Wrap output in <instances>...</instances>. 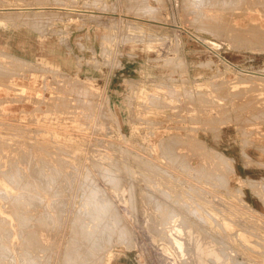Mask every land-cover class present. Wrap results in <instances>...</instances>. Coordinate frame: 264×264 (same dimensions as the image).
Returning <instances> with one entry per match:
<instances>
[{
  "label": "rangeland",
  "instance_id": "rangeland-1",
  "mask_svg": "<svg viewBox=\"0 0 264 264\" xmlns=\"http://www.w3.org/2000/svg\"><path fill=\"white\" fill-rule=\"evenodd\" d=\"M138 1L25 0L30 4L64 9L26 10L18 14V18L1 23L25 26V40L36 41V44L26 45L23 55L0 46V67L4 65V68L5 63L21 65L18 69L16 65L6 64L9 74H14L12 79L7 71V78L2 73L6 68L0 69V121H15L0 122V246L7 252L13 248L9 252L11 256H6L8 253L3 248L8 261L3 259L0 248L3 259L0 258V264H34L36 261V264L46 261L45 264H63L61 259L66 261L64 264L70 260L68 264H97L99 260L105 264L108 256L117 259L125 255L132 264H264V1L257 0L263 4L258 2V5L255 0H235L244 1L242 5L224 0L231 5L234 3L235 6L230 7L226 2L222 6L220 0H197L202 9L192 5L197 2L192 0L187 3L188 0H141L140 4ZM206 2L210 6L204 7ZM211 2L215 4L212 9ZM4 3L5 0H0V8ZM244 3L248 5L245 7ZM250 4L253 5L248 7ZM256 4L263 9L259 11L261 7L257 9ZM142 6L152 9L143 7L144 10ZM224 7L243 10H238V14L236 9L235 13L227 9L231 12L228 13L226 8L222 10ZM208 14L219 18L210 16V19ZM248 22L254 26L249 27ZM229 26L235 27V31ZM246 30L260 32L262 37L255 33L254 38L255 34H247ZM20 93L24 98L19 97ZM87 182H91L90 185ZM55 184L58 193H55ZM52 192L59 196L56 198ZM96 196L97 202L102 204L93 203ZM53 197L60 202H55L57 209L53 206ZM181 200L186 201L185 207L190 205L188 209ZM56 203H63L61 206L69 207V211ZM100 205L104 209L103 217H100L101 212L96 216L104 220H96ZM193 207L190 215L187 211ZM57 217H61V221ZM82 217L86 223L81 222ZM42 218L50 223L43 222ZM53 220L61 224L60 228ZM98 220L108 224H103L105 228L102 222L95 225ZM8 223H13V227ZM75 223L78 227L83 223L84 228L80 230L84 236L86 234L85 239L82 233L79 235L81 231L76 225L73 229ZM84 223L88 224L86 229ZM70 225L74 234L70 232ZM26 226L32 228L29 230ZM218 226L225 231L222 237L223 231ZM3 229L8 231L4 233ZM92 229H97L93 231L96 232L94 238L102 232L98 237L103 238L104 243L99 245H107L103 247L105 251L94 244L98 238L92 243ZM105 229L113 230L108 233L111 234L109 243H106ZM204 229L206 232L202 233ZM84 230H89V234ZM18 232H23V239ZM206 233L211 238L206 237ZM43 236L49 238L44 237L45 241ZM188 236L194 241L197 236L199 240L205 236L202 240L209 239L208 245L203 242L207 246L211 244V249L203 243L199 244L204 248L198 249L201 248L198 242L202 240L190 239L194 242L189 243L191 249ZM80 237L86 242L91 240L90 244L96 247L91 246V250L89 240L86 245ZM3 238L8 239L7 242ZM66 240H70L69 244ZM12 241L16 243L12 245ZM79 243L87 248H81ZM73 247L81 253L73 251ZM66 252L71 257L75 255L73 260ZM90 254L95 259L89 257ZM194 257L198 258V263Z\"/></svg>",
  "mask_w": 264,
  "mask_h": 264
},
{
  "label": "bare ground",
  "instance_id": "bare-ground-1",
  "mask_svg": "<svg viewBox=\"0 0 264 264\" xmlns=\"http://www.w3.org/2000/svg\"><path fill=\"white\" fill-rule=\"evenodd\" d=\"M136 1H137V0H136ZM184 1H185V0H184ZM190 1H191V0H190ZM190 1L188 0V1H186V3H187V2H190ZM192 1L194 2V1H197V0H192ZM201 1H203V0H201ZM201 1H199V2H201ZM207 1H209V0H207ZM210 1H214V0H210ZM215 1H216V0H215ZM215 1H214V2H215ZM221 1H223L222 6H223V4H225L224 2L228 3L229 5H231V4H230L229 2H227V1L220 0V2H221ZM228 1H233V0H228ZM241 1H242V0H241ZM244 1H245V0H244ZM244 1H243V2H244ZM255 1L257 2V0H255ZM255 1H253V3H254ZM260 1H261V0H260ZM260 1H258V2H260ZM262 1H264V0H262ZM146 2H147V1H146ZM193 2H192V3H193ZM220 2H217V3H220ZM235 2H240V1H235V0H234V3H235ZM243 2H240V3L242 4ZM248 2H249V1H248ZM258 2H257V3H258ZM138 3L140 4V3H141V0H140V2L138 1ZM184 3H185V2H184ZM186 3H185V4H186ZM202 3H203V2H202ZM204 3H205V2H204ZM206 3H207V2H206ZM217 3H216V4H217ZM234 3H233V5H231L230 7H234V6H235ZM249 3H250V2H249ZM260 3H261V2H260ZM143 4H144V1H143ZM146 4H147V3H146ZM190 4H191V3H190ZM211 4H214V3L211 2ZM254 4H255V3H254ZM132 5H133V4H132ZM134 5H135V4H134ZM136 5H137V3H136ZM141 5H142V4H141ZM144 5H145V4H144ZM186 5H187V4H186ZM192 5H198V1L195 2V3H193ZM205 5L210 6L209 3L204 4V7H206ZM238 5L240 6V4H238ZM242 5H243V4H242ZM244 5H245V3H244ZM247 5H248V3H247ZM247 5H245V7H246ZM251 5H253V4H250L248 7H250ZM258 5H259V3H258ZM258 5L256 4L257 9L260 8L261 5H263V4L261 3L260 7H258ZM130 6H131V5H130ZM138 6H139V8L141 7L140 5H138ZM145 6H146V5H145ZM188 6H191V5H188ZM198 6H199V5H198ZM198 6H197V7H198ZM201 6H202V5H201ZM201 6H199L200 9H202ZM213 6H215V4L212 5L211 9L214 8ZM224 6H226V5H224ZM135 7H136V6H135ZM143 7H144V6H142V8H143ZM149 7H150V6H149ZM151 7H152V6H151ZM184 7H185V6H184ZM216 7H217V5H216ZM220 7H221V6H220ZM226 7H227V6H226ZM226 7L222 8V10L224 11V9H225ZM245 7L241 6L240 8H244V11H245ZM253 7H255V6H253ZM263 7H264V6H263ZM131 8L133 9L134 7L132 6ZM131 8H130V9H131ZM139 8L137 7V9H139ZM144 8H146V7H144ZM144 8H143V9H144ZM189 8H191V7H189ZM192 8H193V7H192ZM228 8H229V7H228ZM228 8L225 9L226 12H228V11H227ZM240 8H239V7H236V8H232V9L230 8V9H228V10H230V11H232V12H234V11L236 12V10H237V13H238V10H241V11L243 10V9H240ZM137 9H136V11H137ZM146 9H147V10H151L152 8L148 9V7H147ZM193 9H196V8H193ZM197 9H199V8H197ZM197 9H196V11H198ZM200 9H199V11H200ZM211 9H210V10H211ZM216 9H217L216 12H218V11H219V4H218V8H216ZM234 9H236V10H234ZM246 9H247V8H246ZM250 9H251V8H250ZM250 9H248V10H250ZM252 9H253V8H252ZM262 9H263V8L261 7V9H259V11H261ZM133 10H134V9H133ZM140 10H141V9H140ZM144 10H145V9H144ZM144 10H143V11H144ZM186 10H187V7H186ZM213 10H214V9H213ZM213 10H212V11H213ZM222 10L220 9L221 12H223ZM233 10H234V11H233ZM253 10H254V9H253ZM131 11H132V10H131ZM141 11H142V10H141ZM193 11H195V10H193ZM196 11H195V12H196ZM207 11H208V9H207ZM230 11H229L228 13H231ZM241 11H240V12H241ZM244 11H243V12H244ZM250 11H251V10H250ZM195 12H193V14H194ZM202 12H204V11H202ZM202 12H200V13L198 12L197 14H201ZM221 12H219V13H221ZM235 12H234V13H235ZM243 12H242V15H243ZM263 12H264V11H263ZM223 13H224V12H223ZM228 13H227V16H228ZM234 13H232V14L234 15ZM244 13H245V12H244ZM187 14H188V12H187ZM191 14H192V13H191ZM238 14H239V13H238ZM259 14H261V12H260ZM202 15H204V13H203ZM213 15H214V14H213ZM217 15H218V14H217ZM221 15H222V13H221ZM221 15L219 14L218 16H221ZM223 15H224V14H223ZM242 15H241V16H242ZM194 16H197V15L195 14ZM198 16H199V15H198ZM200 16H201V15H200ZM206 16H207V15H206ZM208 16H209V14H208ZM208 16H207V20H208ZM210 16H212V15H210ZM210 16H209V18L211 19ZM215 16H216V15L212 16V18L215 17ZM230 16H231V15H230ZM234 16H236V14H235ZM259 16H260V15H259ZM222 17H223V16H222ZM225 17H226V16H225ZM225 17H224V18H225ZM237 17H239V16H236V18H237ZM205 18H206V17H205ZM205 18H203V19H205ZM217 18H219V17L216 16L215 19H217ZM220 18H221V17H220ZM227 18H228V17H227ZM229 18H230V17H229ZM240 18L242 19V17H240ZM260 18H261V17H260ZM222 19H223V18H222ZM231 19H232V18H230V20H231ZM243 19H244V18H243ZM223 20H224V19H223ZM216 21H217V20H216ZM228 21H229V19H228ZM210 22H212V21H210ZM218 22H219V20H218ZM221 22H222V21H221ZM231 22H232V21H231ZM227 23H228V22H227ZM221 24H223V23H221ZM248 24H249V27L254 26V25H251L249 22H248ZM231 25H232V23H231ZM231 25H230V26H231ZM230 26H229V27H230ZM232 26H233V25H232ZM247 26H248V25H247ZM247 26H246V27H247ZM217 27H218V26H217ZM217 27H216V28H217ZM246 27H245V28H246ZM249 27H247V29H248ZM232 28H233V27H230V29H232ZM234 28H235V27H234ZM234 28H233V30L235 31L236 28H235V29H234ZM240 28H241V27H240ZM245 28H243V29L245 30ZM254 28L257 29V27H254ZM258 28H259V27H258ZM238 29H239V28H238ZM251 29H252V28H251ZM239 30H240V29H239ZM239 30H238V31H239ZM244 30H243V32L241 31V33H243V35L245 34V33H244ZM260 30H261V32L263 31L261 28H260ZM260 30H259V31H260ZM231 31H232V30H231ZM231 31H230V32H231ZM249 31H250V30H249ZM251 31H253V30H251ZM251 31H250V32H247V30H246L247 34L250 33V34H253V35H254L255 33H256V34L260 33V32H258V33H257V32L252 33ZM254 31H257V30L254 29ZM228 32H229V31H228ZM234 33H235V32H234ZM236 33H239V32H236ZM262 33H263V32H262ZM262 33H261L260 35H259V34H258V35H259L260 37H262V36H261ZM256 34L254 35V36H255L254 38H256ZM232 35H233V37H234V34H233V33H232ZM253 35H251V37H252ZM263 36H264V35H263ZM19 60H20V59H19ZM21 61H23V60H21ZM0 63H1V61H0ZM20 63H21V62H20ZM27 63H28V62H27ZM3 64H4V63H3ZM3 64H2V65H3ZM6 64H7V63H5V67H4V68H6V67L8 68V66H6ZM2 65H1V66H2ZM7 65L12 66V65H14V64H11V63H10V64H7ZM15 65H16V64H15ZM15 65H14V66H15ZM18 65H19V64H18ZM18 65H16V66H17L16 68H18V69L20 68V69H21V67H20L21 65H19V67H18ZM3 66H4V65H3ZM3 66L0 67L1 70H2ZM22 66H23V65H22ZM24 66H25V65H24ZM26 66H27V65H26ZM26 66H25V69L27 68ZM32 67H33V66H32ZM4 68H3V69H4ZM7 68L4 69L5 72L3 71L2 73H3V74L5 73V76H6V77L4 76L5 78H7V75H8V77L11 78V76L14 75V74H11V75H10V74H9V71H8L9 69L7 70ZM11 68H12V67H11ZM16 68H13V70L16 69ZM29 68H31V67H29ZM23 69H24V67H23ZM23 69H22V70H23ZM1 70H0V72H1ZM28 70H29V69H27V70H25V71H28ZM30 70H31V69H30ZM6 71L8 72V74H7ZM11 71H12V70H10V72H11ZM19 71H20V70H19ZM13 72H14V71H12V73H13ZM15 72H16V71H15ZM23 72H24V71H23ZM6 74H7V75H6ZM0 75H2V74H0ZM9 75H10V76H9ZM17 75H18V74H17ZM17 75H16V76H17ZM258 75H259V74H258ZM255 76H256V75H255ZM260 76H261V75H260ZM262 76H263V75H262ZM262 76H261V78H262ZM4 77L2 78V76H1L2 79H5ZM250 78H251V77H250ZM11 79H12V78H11ZM11 79L8 80V81H11ZM262 79H263V78H262ZM0 80H1V79H0ZM242 80H243V79H242ZM259 80H260V79H259ZM243 81H244V80H243ZM262 81H263V80H262ZM4 82H6V81H4ZM237 82H238V81H237ZM239 83H240V82H239ZM0 85H1V84H0ZM8 85H9V84H8ZM249 85H250V84H249ZM3 86H5V85H3ZM256 87H257V86H256ZM5 88H6V86H5ZM9 88H11V87H9ZM9 88H8V89H9ZM14 88H15V87H12V89H14ZM259 88H260V87H259ZM6 90H7V89H6ZM17 92H18V91H17ZM4 93H5V92H4ZM29 93H30V92H29ZM34 93H35V92H34ZM12 94H13V93H12ZM16 94H17V93H16ZM18 94H19V93H18ZM21 94H22V93H20V96H19V97L23 96V95H21ZM24 94H25V93H24ZM13 95H14V94H13ZM0 96H1V95H0ZM16 96H17V95H16ZM25 96H26V95H25ZM7 97H8V96H7ZM27 97H28V94H27ZM27 97H26V98H27ZM31 97H32V96H31ZM2 98H3V96H2ZM2 98H1V101H3ZM9 98L12 99L13 97H9ZM16 98H17V97H16ZM16 98H15V99H16ZM23 98H24V96H23ZM43 98H44V97H43ZM45 98H46V97H45ZM47 98H48V97H47ZM11 99H10V100H11ZM13 99H14V98H13ZM27 99H28V98H27ZM35 99H36V98H35ZM40 99H41V98H40ZM48 99H49V98H48ZM57 99H58V98H57ZM4 100H5V99H4ZM10 100H9V102H11ZM18 101H19V100H18ZM44 101H45V100H44ZM3 102H5V101H3ZM38 102H39V101H38ZM0 110H1V109H0ZM36 110L38 111V109H36ZM16 111H18V110H16ZM14 113H15V112H14ZM3 114H4V113H3ZM18 114H19V113H18ZM31 114H32V113H31ZM32 116H35V115H32ZM23 119H24V118H23ZM14 120H15V119H14ZM20 120H21V119H20ZM20 120H18V121H20ZM2 121H5V120H2ZM2 121H0V122L3 124L4 122H2ZM12 121H13V120H12ZM12 121H11V122H12ZM22 121H23V120H22ZM5 122H7V121H5ZM11 122H10V123H11ZM13 122L15 123V121H13ZM23 122H25V120H24ZM1 123H0V124H1ZM10 123H9V121H8L6 124H10ZM16 123H17V125H18V122H17V121H16ZM4 124H5V123H4ZM11 125H12V124H11ZM0 126H1V125H0ZM9 128H10V127H9ZM11 128H12V127H11ZM0 129H1V128H0ZM2 133H4V131H3ZM1 136H2V135H1ZM13 137H14V136H13ZM1 138H2V137H1ZM1 138H0V139H1ZM171 138H172V137H171ZM13 139H14V138H13ZM173 139H175V138L173 137ZM24 140H25V139H24ZM9 141H10V140H9ZM17 141H18V140H17ZM19 141H20V139H19ZM38 141L40 142L41 140L38 139ZM0 142H1V141H0ZM9 143H10V142H9ZM16 143H17V142H16ZM35 143H36V142H35ZM4 144H6V143H4ZM36 144H37V143H36ZM36 144H35V145H36ZM14 145H16V144H14ZM24 145H25V144H24ZM0 146H2V144H0ZM20 146H21V145H20ZM43 146H44V145H43ZM22 147H23V146H22ZM36 147H37V146H36ZM4 148H5V147H4ZM14 148H15V147H14ZM19 148H20V147H18V149H19ZM37 148H39V147H37ZM167 148H169V147H167ZM1 149H2V148H1ZM11 149H12V148H11ZM12 150H13V149H12ZM12 150H11V151H12ZM19 150H20V149H19ZM22 150H23V152H24V149H22ZM22 150H21V151H22ZM40 150H41V149H40ZM43 150H45V149H43ZM47 151H48V150H47ZM3 153H4V152H3ZM3 153H2V154H3ZM7 153H9V152H7ZM52 154H53V153H52ZM4 155H5V154H4ZM26 155H27V152H26ZM219 155H220V154H219ZM49 156H50V155H49ZM51 156H52V155H51ZM53 156H55V155H53ZM53 156H52V157H53ZM18 157H19V156H18ZM18 157H17V158H18ZM38 157H39V156H38ZM41 157H42V156H41ZM0 158H1V157H0ZM3 158H4V157H3ZM21 158H22V157H21ZM28 158H29V157H28ZM31 158H32V157H31ZM31 158H30V161H33V160H31ZM42 158H43V157H42ZM42 158H41V159H42ZM10 159H11V158H10ZM38 159H39V158H38ZM220 159H221V158H220ZM6 160H7V159H6ZM39 160H40V159H39ZM58 160H60V159H58ZM41 161H42V160H41ZM56 161H57V160H56ZM63 161H64V160H63ZM66 161H67V160H66ZM221 161H222V160H221ZM1 162H2V161H1ZM1 162H0V163H1ZM3 162H4V161H3ZM8 162H9V161H8ZM10 162H11V161H10ZM10 162H9V163H10ZM26 162H27V161H26ZM45 162H46V161H45ZM45 162L43 161V163H45ZM224 162H225V161H224ZM224 162H223V163H224ZM17 163H18V162H17ZM21 163H22V161H21ZM39 163H40V162H39ZM46 163H47V162H46ZM46 163H45V164H46ZM14 164H15V163H14ZM31 164H32V163H31ZM64 164H65V162H64ZM0 165H1V164H0ZM6 165H7V163H6ZM12 165H13V164H12ZM33 165H34V164H33ZM43 165H44V164H43ZM13 166H14V165H13ZM28 166H29V165H28ZM40 166L42 167V164H41ZM40 166H39V167H40ZM62 166L64 167V165H62ZM62 166H61V167H62ZM0 167H1V166H0ZM3 167H4V166H3ZM30 167H31V165H30ZM32 167H33V166H32ZM36 167H37V166H36ZM36 167H35V168H36ZM44 167H45V165H44ZM46 167H47V166H46ZM11 168H12V167H11ZM17 168H18V167H17ZM42 168H43V167H42ZM49 168H51V167L49 166ZM58 168H59V167H57V169H58ZM2 169H3V168H2ZM6 169H7V168H6ZM20 169H21V167H20ZM29 169H30V168H29ZM31 169H32V168H31ZM33 169H34V168H33ZM40 169H41V168H40ZM52 169H53V168H51L50 170H52ZM59 169H60V168H59ZM8 170H9V169H8ZM14 170H15V169H14ZM14 170H13V171H14ZM41 170H42V169H41ZM47 170H48V169H47ZM54 170H55V169H54ZM204 170H205V169H204ZM17 171H18V170H17ZM32 171H33V170H32ZM43 171H45V170H43ZM52 171H53V170H52ZM56 171H57V170H56ZM56 171H55V173H57ZM60 171H63V170H60ZM1 172H2V170H1ZM29 172H30V171H29ZM58 172H59V171H58ZM100 172H101V171H100ZM206 172H208V171H206ZM6 173H7V172H6ZM6 173H5V174H6ZM9 173H10V172H9ZM32 173H33V172H32ZM32 173H31V174H32ZM41 173H42V172H41ZM41 173H39V174H41ZM209 173H210V172H209ZM212 173H213V172H212ZM11 174H12V176H13V173H11ZM11 174H9V176H11ZM18 174H19V173H18ZM18 174H17L16 177H18ZM22 174H23V173H22ZM50 174H51V173H50ZM52 174H53V172H52ZM52 174H51V176H52ZM213 174H214V173H213ZM60 175H61V172H60ZM2 176H3V174H2ZM19 176H20V174H19ZM34 176H35V174H34ZM67 176H68V174H67ZM67 176H66V177H67ZM88 176H89V174H88ZM219 176H220V174H219ZM16 177H15V178H16ZM24 177H25V176H24ZM40 177H41V176H40ZM42 177H43V176H42ZM49 177H50V176H49ZM54 177H55V176H54ZM54 177H53V178H54ZM59 177H60V176H59ZM217 177H218V176H217ZM13 178H14V177H13ZM21 178L23 179V177H21ZM43 178H44V177H43ZM53 178H52V179H53ZM86 178H87V177H86ZM29 179H30V178H29ZM48 179H50V178H48ZM219 179H220V177H219ZM219 179H217V180H215V181H218ZM6 180H8V179H6ZM10 180H11V179H10ZM12 180H13V179H12ZM45 180H46V179H45ZM50 180H51V179H50ZM17 181H18V180H17ZM17 181H16V182H17ZM21 181H22V180H21ZM23 181H24V180H23ZM48 181H49V180H48ZM70 181H71V180H70ZM8 182H9V180H8ZM16 182H15V184H16ZM38 182H39V181H38ZM77 182H78V181H77ZM84 182H85V181H84ZM110 182H111V181H110ZM223 182H224V181H223ZM22 183H23V182H22ZM22 183H21V184H22ZM28 183H29V182H28ZM32 183H33L32 185H34V182H32ZM40 183H41V182H40ZM43 183H44V180H43ZM69 183H70V182H69ZM88 183H89V182H87V184H88ZM90 183H91V182H90ZM90 183H89V185H90ZM113 183H114V182H113ZM216 183H217V182H216ZM225 183H226V182H225ZM29 184H30V183H29ZM38 184H39V183H38ZM45 184H46V182H45ZM114 184H115V183H114ZM221 184H222V183H221ZM223 184H224V183H223ZM58 185H59V184H58ZM218 185H219V183H218ZM13 186H14V184H13ZM15 186H16V185H15ZM22 186L24 187V185H22ZM42 186H45V185H42ZM55 186H56V184H55ZM60 186H61V185H60ZM20 187H21V186H20ZM40 187H41V185H40ZM46 187H48V186H46ZM49 187H51V186H49ZM49 187H48V188H49ZM61 187H62V186H61ZM21 188H22V187H21ZM31 188H32V187H31ZM31 188H30V189H31ZM38 188H39V187H38ZM43 188H44V187H43ZM56 188H57V186H56ZM56 188L54 189V190H55V193H58V192H56V190H59V189H58V188L56 189ZM82 188H84V187H82ZM87 188H88V187H87ZM92 188H93V186H92ZM22 189H23V188H22ZM27 189H28V188H27ZM33 189H34V188H33ZM85 189H86V188H85ZM45 190H46V189H45ZM47 190H48V189H47ZM54 190H53V191H54ZM8 191H9V190H8ZM32 191H33V190H32ZM49 191H50V189H49ZM93 191H94V188H93L92 192H93ZM41 192H42V191H41ZM61 192H62V191H61ZM85 192H86V191H85ZM1 193H2V192H1ZM18 193H19V192H18ZM55 193L52 192L53 196L55 195ZM59 193H60V192H59ZM83 193H84V192H83ZM20 194H21V193H20ZM20 194H19V195H20ZM22 194H26V196H27V193H22ZM52 194H51V195H52ZM49 195H50V192H49ZM56 195H58V194H56ZM56 195H55V196H56ZM66 195H67V193H66ZM88 195H90V194H88ZM94 195H95V194H94ZM94 195H92V196H94ZM9 196H10V195H9ZM30 196H31V195H30ZM44 196H45V195H44ZM58 196H59V195H58ZM0 197H2V196H0ZM12 197H13V196H12ZM31 197L34 198L33 196H31ZM47 197H48V196H47ZM49 197H50V196H49ZM4 198H5V197H3L2 199L4 200ZM15 198H16V197H15ZM22 198H23V197H22ZM51 198H52V197H51ZM51 198H50V199H51ZM54 198H55V197H53V202H54V203L52 202L54 205H53V204H52V205L54 206V208L57 209V206L55 205V202H56V201L58 202V199L54 201ZM56 198H57V196H56ZM56 198H55V199H56ZM86 198H87V197H86ZM88 198H89V197H88ZM186 198H187V197H186ZM17 199H18V197H17ZM28 199H29V198H28ZM28 199H27V201H28ZM35 199H36V197H35ZM44 199H46V198H44ZM44 199H43V200H44ZM90 199H91V196H90ZM92 199H93V200H92V202H93V201H94V198H92ZM96 199L98 200L97 196L95 197V201L93 202L94 204H95V202L98 203V204H102V203L97 202ZM181 199H183V198H181ZM0 200H1V199H0ZM6 200H7V199H6ZM13 200H14V199H13ZM15 200H16V199H15ZM43 200H42V201H43ZM51 200H52V199H51ZM62 200H63V199H62ZM102 200H103V199H102ZM102 200H101V201H102ZM179 200H180V199H179ZM10 201H11V200H10ZM29 201H30V200H29ZM37 201H38V199H37ZM90 201H91V200H90ZM182 201H183V200H181L180 203L183 205L184 202L188 201V198H187V200L184 201L183 203H182ZM11 202H13V201H11ZM18 202H19V200H18ZM23 202H25V201L23 200ZM65 202H66V201H65ZM65 202H63V203L65 204ZM92 202H91V203H92ZM192 202H194V201L191 200V203H192ZM13 203H14V202H13ZM26 203H27V202H26ZM31 203H32V202H31ZM33 203H34V202H33ZM35 203H36V202H35ZM41 203H42V202H41ZM44 203H45V202H44ZM47 203H49V201H48ZM50 203H51V202H50ZM59 203H60V202H58V204H59ZM63 203H61V205H63ZM87 203H88V202H87ZM9 204H10V203H9ZM9 204H8V206H9ZM27 204H28V203H27ZM56 204H57V203H56ZM58 204H57V205H58ZM104 204H105V203H104ZM192 204H193V203H192ZM194 204H195V202H194ZM19 205H20V204H19ZM32 205H33V204H32ZM32 205H31V207H32ZM36 205H37V204H36ZM39 205H41V204H39ZM48 205H49V204H48ZM61 205H58V206H60L61 208L65 206V205H64V206H61ZM186 205H187V204H186ZM186 205H185V203H184V207H185ZM188 205H189V202H188ZM195 205H198V204H195ZM0 206H1V205H0ZM37 206H38V205H37ZM49 206H51V205H49ZM53 206H52V207H53ZM68 206H69V205H68ZM95 206H96V205H95ZM189 206H190V205H189ZM189 206H188V208H189ZM198 206H199V205H198ZM5 207H6V206H5ZM19 207H20V206H19ZM19 207H18V208H19ZM28 207H29V206H28ZM34 207H35V206H34ZM34 207H33V208H34ZM60 207H59V208H60ZM97 207H98V206H97ZM196 207H197V206H196ZM2 208H3V207H1V209H2ZM6 208H7V207H6ZM14 208H15V207H13V209H14ZM16 208H17V207H16ZM18 208H17V209H18ZM21 208H22V207H21ZM39 208H40V207H39ZM43 208H44V207H43ZM50 208H51V207H50ZM59 208H58V209H59ZM61 208H60V209H61ZM90 208H91V207H90ZM104 208H105V206H104ZM185 208H187V207H185ZM188 208H187V209H188ZM197 208H198V207H197ZM199 208H200V207H199ZM199 208H198V210H199ZM17 209H16V210H17ZM22 209H23V208H22ZM52 209H53V208H52ZM52 209H51V211L54 210V209H53V210H52ZM56 209H55V211H56V213H57L58 210H56ZM64 209H66V208L64 207ZM68 209H69V207H68ZM68 209H66V210H68ZM91 209H92V208H91ZM14 210H15V209H14ZM34 210H35V209H34ZM44 210H45V209H44ZM88 210H89V208H88ZM103 210H104V209L101 208V205H100V208H99V210L97 211V213L99 212V214H97V213L95 214V213H94L95 211H94V212H93L92 210H90V211H92V212L95 214V216H96V215H100V212H101V214H102V211H103ZM190 210H194V207H193V209H189L188 211L186 210L187 212H189V213L191 212V213L193 214V212L190 211ZM6 211H7V210H6ZM17 211H18V210H17ZM26 211H27V210H26ZM68 211H69V210H68ZM109 211H110V210H109ZM9 212H10V211H9ZM28 212H29V211H28ZM60 212H62V211H60ZM63 212H64V211H63ZM84 212H85V211H84ZM10 213H11V212H10ZM18 213H19V211H18ZM20 213H21V211H20ZM54 213H55V212H54ZM66 213H67V211L65 212V214H66ZM79 213H80V212H79ZM82 213H83V212H82ZM89 213H90V212H89ZM189 213H188V214H189ZM191 213H190V215H191ZM196 213H197V212H196ZM196 213H194V217L196 216ZM16 214H17V213H16ZM16 214H15V216H16ZM62 214H63V213H62ZM74 214H75V213H74ZM76 214H77V213H76ZM90 214H92V213H90ZM103 214H104V213H103ZM103 214H102L100 217H103ZM0 215H1V214H0ZM7 215H9V213H8ZM17 215H18V214H17ZM20 215H21V214H20ZM23 215H24V214H23ZM27 215H28V214H27ZM48 215H49V214H48ZM52 215H53V214H52ZM77 215H78V214H77ZM79 215H80V214H79ZM88 215H89V214H88ZM2 216H3V215H2ZM10 216H11V215H10ZM30 216H31V215H30ZM43 216H45V214H44ZM53 216H54V215H53ZM56 216H58V214H57ZM65 216H66V215H65ZM90 216H91V215H89V218H90ZM95 216L93 215L94 218L91 216V217L93 218L92 220L95 219ZM104 216H105V215H104ZM197 216H198V214H197ZM11 217H13V218L15 219L14 215H12ZM16 217H18V216H16ZM41 217H42V216H41ZM41 217H39V218H41ZM45 217H46V216H45ZM49 217H50V216H49ZM100 217H99V216H96V220H97V218H99V219H103V218H100ZM206 217H207V216H206ZM5 218H6V217H5ZM27 218H28V217H27ZM29 218H30V217H29ZM29 218H28V220H29ZM33 218H35V217H33ZM50 218H51V217H50ZM60 218H61V217H60ZM60 218L57 217V219H59V220H60ZM74 218L77 219L76 215H75ZM74 218H73V219H74ZM87 218H88V217H87ZM190 218H191V217H190ZM198 218H199V217H198ZM0 219H1V218H0ZM3 219H4V217H3ZM8 219L10 220V218H8ZM8 219H6V220H8ZM20 219H21V218H20ZM25 219H26V217H25ZM42 219H45V218H42ZM42 219H41V220L39 219V220H40L39 223H41V224H42ZM47 219L49 220L48 217H47ZM52 219H55V218L52 217L51 220H52ZM61 219H62V218H61ZM78 219L81 220V218H78ZM105 219H106V218H105ZM195 219H196V218H195ZM201 219H202V218H201ZM210 219H211V218H210ZM9 220H8V222H9ZM18 220H19V218H18ZM23 220H24V219H23ZM23 220H22V221H23ZM28 220H24V222H25V221H28ZM36 220H37V219H36ZM51 220H49V221L51 222ZM59 220H58V221H59ZM65 220H66V219H65ZM80 220H79V221H80ZM87 220H88V219H87ZM103 220H104V219H103ZM103 220H102V221H103ZM192 220H194V219H192ZM198 220H199V219H198ZM203 220H204V219H203ZM203 220H202V221H203ZM2 221H3V220H2ZM31 221H32V220H31ZM34 221H35V220H34ZM49 221H47L46 219L43 220V222H45V223H48ZM60 221H61V220H60ZM60 221H59V222H60ZM75 221H77V220H75ZM90 221H91V219H90ZM102 221H99V220H98V221H97L98 223H96L95 225H97V224L99 225V222H102ZM105 221H106V220H105ZM204 221H206V220H204ZM212 221H213V220H212ZM214 221H216V220H214ZM5 222H6V221H5ZM15 222H16V220H15ZM18 222H19V221H18ZM35 222H36V221H35ZM50 222H49V223H50ZM53 222H54V220H53ZM56 222H57V220H56ZM65 222H66V221H65ZM73 222H74V221H73ZM81 222H85V221L83 220V217H82ZM188 222H190V221H188ZM195 222H196V221H195ZM198 222H199V221H198ZM16 223H17V222H16ZM45 223H44L43 225H44V226H47V225H45ZM54 223H55V222H54ZM85 223H86V222H85ZM85 223H84V225H85V229H86V227H88V226H87L88 224L86 225ZM91 223H92V222H91ZM190 223H192V222H190ZM199 223H200V222H199ZM201 223H202V222H201ZM215 223H217V222H215ZM2 224H3V223H2ZM2 224H1V225H2ZM5 224H6V223H4V225H5ZM8 224H10V223H8ZM11 224H13V223H11ZM11 224H10V225H11ZM19 224H20V223H18L17 225H19ZM50 224H52V222H51ZM57 224H58V223H57ZM57 224L55 223V226H56ZM65 224H66V223H65ZM65 224H64V225H65ZM70 224H73V223H71V221H70ZM77 224H78V222H77ZM80 224L82 225L83 223H80ZM80 224H79V225H80ZM103 224H104V223L102 222V225H103ZM105 224H108V222H107V223L105 222ZM105 224H104V225H105ZM112 224H113V223H112ZM192 224H193V223H192ZM196 224H197V223H196ZM4 225H3L2 227H4ZM6 225H7V224H6ZM10 225H9V226H10ZM22 225L24 226L25 224H22ZM48 225H49V224H48ZM60 225H61V224L59 223V224H58V227H59ZM75 225H76V223L74 224V226H75ZM81 225H80V226H81ZM93 225H94V224H93ZM102 225H100V226L102 227ZM104 225H103V227H104ZM190 225H191V224H190ZM200 225H201V224H199V226H200ZM214 225L216 226V224H214ZM214 225H213V226H214ZM218 225H219V223H218ZM11 226H12V225H11ZM20 226H21V224H20ZM20 226H19V227H20ZM39 226H40V224H39ZM50 226H51V225H50ZM53 226H54V224H53ZM53 226H52V227H53ZM65 226H66V225H65ZM76 226H77V225H76ZM76 226L73 228V227H71V225H70V227H71L70 232L73 231L72 228H73V229H76ZM80 226H79V227L77 226L79 230H80V228H81V229L84 228V226H81V227H80ZM89 226H90V225H89ZM105 226H106V225H105ZM109 226H110V222H109L108 227H109ZM111 226H112V225H111ZM188 226H189V225H188ZM193 226H195V225H193ZM197 226H198V225H197ZM215 226H214V227H215ZM7 227H8V226H7ZM12 227H13V226H12ZM16 227H17V226H16ZM19 227H17V228H19ZM27 227H28L29 230H30L29 227L32 228V226H26V228H27ZM41 227H42V226H41ZM63 227H64V226H63ZM63 227H62V228H63ZM82 227H83V228H82ZM91 227H92V226H91ZM91 227H90V228H91ZM93 227H94V226H93ZM95 227H96V226H95ZM95 227H94V228H95ZM97 227H98V226H97ZM97 227H96V228H97ZM103 227H102V228H103ZM189 227H190V226H189ZM200 227H201V226H200ZM218 227H219V226H218ZM221 227H222V225H221ZM5 228H6V227H5ZM8 228H9V227H8ZM8 228H7V229H8ZM23 228H24V227H23ZM26 228H24V230H26V232H27L28 230H27ZM44 228H45V227H44ZM46 228H47V227H46ZM59 228H60V227H59ZM59 228H58V229H59ZM104 228H105V227H104ZM104 228H103V229H104ZM109 228H110V227H109ZM194 228H196V227H194ZM219 228H220V227H219ZM0 229H1V228H0ZM7 229H6V230H7ZM9 229H10V228H9ZM19 229H20V228H19ZM51 229L53 230V228H51ZM98 229H99V227H98ZM107 229H108V228H107ZM107 229H105V231H106ZM111 229H112V228H111ZM111 229L108 230V231H109V232L113 231V230H111ZM196 229H197V230L199 229V231H201L199 227L196 228ZM201 229H202V228H201ZM220 229H221V228H220ZM3 230H5V229H3ZM6 230H5L4 233H6V232L8 231V230H7V231H6ZM42 230H43V229H42ZM54 230H55V229H54ZM89 230H90V229H89ZM89 230H87V231L84 230V231H86V232L88 233ZM94 230L96 231L97 229H92V231H90V234H92V235L94 234L91 240H92V243L95 241L94 244L99 245L101 242H103V240H102L103 238H102V239L99 238L98 235L102 236L103 234L101 235L102 232L99 231V234H98V235L96 234V237L94 238L95 233H96V232L93 233ZM99 230H100V229H99ZM101 230H102V229H101ZM211 230H212V229H211ZM221 230L223 231V232L220 233V234H221V237H222V233H224L225 231H224L223 229H221ZM19 231H22V230H19ZM58 231H59V230H58ZM62 231L64 232V230H62ZM74 231H75V230H74ZM74 231H73V234H74ZM76 231H77V234H78V230H76ZM80 231H81V232H80L79 235H81V233H82V230H80ZM103 231H104V230H103ZM105 231H104V234H106V232H107V231H106V232H105ZM191 231H192V229H191ZM193 231L195 232L196 230H193ZM199 231L196 232V233L199 234ZM202 231H203L202 233H205V232H206L205 229L202 230ZM204 231H205V232H204ZM207 231H210V230H207ZM2 232H3V231H2ZM40 232H41V231H40ZM63 232H62V233H63ZM109 232H107V236H109L108 238H107L106 235H104V236L106 237V239H108V240H106V239L104 238L106 241H108V242L105 241L106 243H109V242L111 241V239H110V241H109V238H111V237H110L111 234L108 235ZM114 232H115V231H114ZM114 232H112V234H113ZM194 232H193V235H196V233L194 234ZM8 233H10V232H8ZM15 233H16V232H15ZM20 233H21V234H19V232H18V235H19V236H21L23 232H20ZM65 233H66V232H65ZM83 233H84V232H83ZM83 233H82V234H83ZM115 233H116V232H115ZM25 234H27V233H25ZM41 234H42V232H41ZM60 234H61V233H60ZM77 234H76V235H77ZM88 234H89V233H88ZM88 234H87V237L89 238ZM119 234H120V230L118 231V235H119ZM191 234H192V232H191ZM191 234H190V235H191ZM198 234H197V235H198ZM206 234L208 235V233H206ZM224 234H225V233H224ZM2 235H3V234H2ZM4 235H5V234H4ZM11 235H12V234H11ZM11 235H10V237H11ZM16 235H17V234H16ZM23 235H24V234H23ZM39 235H40V234H39ZM43 235H45V234H43ZM48 235H49V234H48ZM50 235H51V234H50ZM52 235H53V234H52ZM92 235H90V238H91ZM190 235H189V236H190ZM203 235H205V234H203ZM207 235H206V237H208V238L210 237V238H211V235H208V236H207ZM24 236H25V235H24ZM34 236H35V235H34ZM34 236H33V237H34ZM40 236H42V235H40ZM54 236H55V235H54ZM77 236H78V235H77ZM81 236L84 237V239H85L86 234H85V236H84V234L81 235ZM114 236H115V235H114ZM189 236H188V238H189L188 241H189L190 239H192V237H189ZM191 236H192V235H191ZM199 236L201 237L200 234H199ZM199 236H197V237H199ZM4 237H5V236H4ZM8 237H9V236H7V238H8ZM10 237H9V238H10ZM15 237H16V236H15ZM21 237H22V236H21ZM28 237L31 238V236H28ZM38 237H39V236H38ZM44 237H45V236H43V239L46 241L45 238H47L48 236H46L45 238H44ZM60 237H61V236H59V239H61ZM62 237H64V235H63ZM197 237L195 238L196 241H197V240H198V241H201V240L203 239V237H205V236H203L202 239H200V240H199ZM223 237H225V236H223ZM226 237H227V236H226ZM9 238H8V239H9ZM11 238H12V237H11ZM18 238H20V237H18ZM26 238H27V235H26ZM34 238L36 239L37 237H34ZM34 238H33V239H34ZM39 238L41 239V237H39ZM48 238H49V237H48ZM80 238H81V237H80ZM80 238H78V239L80 240ZM96 238H98L99 240L101 239V241H99V240H97V241L94 240V239H96ZM193 238H194V236H193ZM3 239H4V241L8 240V239L5 240V238H3ZM14 239H15V238H14ZM14 239H13V240H14ZM22 239H23V237H22ZM28 239H29V238H28ZM33 239H32V240H33ZM43 239H42L41 241H43ZM53 239H54V238H53ZM69 239H70V238H69ZM17 240H18V239H17ZM19 240H20V239H19ZM32 240H31V241H32ZM73 240H74V239H73ZM81 240H83V239L81 238ZM88 240H89V239H88ZM88 240H87V242H88ZM91 240H89V244H90ZM93 240H94V241H93ZM192 240H193V239H192ZM210 240L212 241V239H210ZM9 241H11V240H9ZM9 241H8V242H9ZM47 241H49V240H47ZM50 241H52V240H50ZM66 241H67V240H66ZM66 241H65V242H66ZM76 241H77V240H76ZM193 241H194V240H193ZM196 241H194V242H196ZM203 241H204V242L206 241V242H207V245L209 244V243H208L209 239H208V240H207V239H206V240H202V242H198V244H199V243H203V246H204V245L207 246L206 244H204ZM6 242H7V241H6ZM13 242L16 243V241H12V245H13ZM17 242H18V241H17ZM20 242H21V241H20ZM23 242H24V240H23ZM26 242H28V241H26ZM33 242L35 243L36 241H33ZM33 242H32V243H33ZM43 242H44V241H43ZM43 242H42V243H43ZM65 242H64V243H65ZM67 242H68V241H67ZM67 242H66V243H67ZM69 242H70V240H69ZM69 242H68L67 244H69ZM72 242H73V241H72ZM74 242H75V241H74ZM83 242L85 243L86 240H83ZM83 242H82V243H83ZM87 242H86V245H87ZM98 242H99V243H98ZM176 242H177V241H176ZM179 242H180V241H179ZM191 242H192V241L190 240V242H188V245H189V243H190V245L194 243V242H192V243H191ZM206 242H205V243H206ZM215 242H216V241H215ZM215 242H214V243H215ZM3 243H4V245H5V242H3ZM9 243H11V242H9ZM15 243H14V244H15ZM29 243H30V242H29ZM34 243H33V244H34ZM50 243H51V242H50ZM55 243H56V242H55ZM55 243H54V244H55ZM92 243L90 244V247L92 246ZM97 243H98V244H97ZM103 243H104V242H103ZM211 243H212V242H211ZM214 243H213L212 246H214ZM1 244H2V243H1ZM7 244H8V243H7ZM23 244H24V243H23ZM33 244H32V245H33ZM37 244H38V243H37ZM37 244H36V245H37ZM59 244H60V243H59ZM61 244H62V243H61ZM61 244H60V246H61ZM70 244H71V243H70ZM72 244H74V243H72ZM77 244H78V243H77ZM77 244H76V245H77ZM89 244H88V245H89ZM196 244H197V243H196ZM196 244H195V245H196ZM216 244H217V243H215V245H216ZM12 245H10V247H11ZM20 245H21V243H20ZM26 245H27V243H26ZM30 245H31V244H30ZM32 245H31V246H32ZM44 245H45V244H44ZM74 245H75V244H74ZM82 245H83V244H82ZM96 245H94V246H92V247H96ZM102 245H103V244H102ZM108 245H110V247H111V244H108ZM179 245H180V244H179ZM190 245H189V246H190ZM195 245H194V247L196 248L197 245H196V246H195ZM199 245L201 246V248H199V247L197 246L198 249H201V250H202L204 247H202V244H199ZM210 245H211V244H210ZM210 245H209V246H210ZM6 246H7V248H8L9 244L6 245ZM15 246H16V248L18 247L17 244H16ZM49 246H51V245H49ZM52 246H53V245H52ZM52 246H51L50 248H53V247H54V246H53V247H52ZM63 246H64V245H63ZM79 246L81 247L80 243H79ZM79 246H78V247H79ZM112 246H113V245H112ZM209 246H207V247H209ZM212 246H211V247H212ZM12 247H14V246H12ZM20 247H21V246H20ZM40 247H41V246H40ZM45 247H46V245H45ZM64 247H66V246H64ZM80 247H79L80 251H81V248H82V247H83L84 249L87 248V247L85 248V244H84V246H82L81 248H80ZM88 247H89V246H88ZM92 247H91V250H92ZM97 247H98V246H97ZM101 247H102V246H101ZM101 247H100V245H99L98 249H99V248L102 249L104 246H103L102 248H101ZM110 247H109V248H110ZM192 247H193V246H192ZM207 247H206V248H207ZM0 248H2V249H1V251H2L1 254H2V255L4 254V253H3L4 250H5L4 252H7V249H5L4 247L0 246ZM3 248H4V250H3ZM14 248H15V247H14ZM16 248H15V249H16ZM18 248H19V247H18ZM18 248H17V250L19 251L20 248H19V249H18ZM31 248H32V247H31ZM50 248H49V249H50ZM66 248L69 249L68 246H67ZM70 248H71V247H70ZM75 248H76V247H75ZM104 248H107V245H106ZM104 248H103V250H104ZM190 248H191V246H190ZM209 248H210V247H209ZM209 248H208V249H209ZM212 248H213V249H217V247H215V248L212 247ZM10 249H13V248H9V250H8V252H7L8 254H6V256H8V255L11 256V254H9V252H11ZM23 249H24V248H23ZM23 249H22V250H23ZM25 249H26V247H25ZM54 249H55V247H54ZM79 249L75 250L74 247H73V251H74V250H75V251H78ZM96 249H97V248H94L93 250H96ZM191 249H192V248H191ZM198 249L196 248V252H197V253H198ZM210 249H211V248H210ZM27 250H28V249H27ZM59 250H60V249H59ZM63 250H64V249H63ZM105 250H106V249H105ZM105 250H104V251H105ZM193 250H194V248H193ZM1 251H0V252H1ZM14 251H15V250H14ZM18 251H17V256H18V254H19ZM33 251H34V250H33ZM37 251H38V250H37ZM51 251H52V250H51ZM96 251H97V250H96ZM99 251H102V250H99ZM205 251H206V250H205ZM24 252H25V251H24ZM28 252H29V251H28ZM31 252H32V251H31ZM34 252H35V251H34ZM39 252H40V251H39ZM41 252H43V249L41 250ZM41 252H40V253H41ZM45 252H46V250H45ZM45 252H44V253H45ZM48 252H49V251H48ZM63 252H64V251H63ZM71 252H72V251H70L69 253H71ZM78 252H79V251H78ZM82 252H84L83 249H82ZM196 252H195V253H196ZM199 252H200V251H199ZM14 253H16V252H14ZM40 253H39V254H40ZM46 253H47V252H46ZM50 253H51V252H50ZM54 253H56V251H55ZM57 253H58V252H57ZM57 253H56V255H57ZM66 253H67V252H66ZM69 253H67V254L70 256ZM75 253H76V252H75ZM80 253H81V252H79V254H80ZM85 253H86V252H85ZM88 253H89V252H88ZM97 253H98V252H97ZM105 253H106V252H105ZM197 253H196V254H197ZM12 254H13V253H12ZM26 254H27V253H26ZM28 254H29V253H28ZM36 254H37V253L35 252V255H36ZM71 254H74V253L72 252ZM201 254H202V253H201ZM24 255H25V253H24ZM33 255H34V254H33ZM33 255H32V257H33ZM44 255H45V254H44ZM44 255H43V256H44ZM46 255H47V254H46ZM53 255H54V254H53ZM59 255H61V254H59ZM62 255H63V254H62ZM64 255H65V254H64ZM85 255H87V254H85ZM92 255H93V254H92ZM97 255H98V254H97ZM204 255H205V254H204ZM10 256L8 257V259L10 258ZM29 256H30V255H29ZM29 256H28V257H29ZM43 256H41V257H43ZM47 256H49V255H47ZM47 256H46V257H47ZM65 256H66V255H65ZM65 256H64V257H65ZM69 256H68V258H69ZM73 256L75 257V255H72V257H73ZM77 256H79L78 253H77ZM88 256L90 257L91 254L88 255ZM88 256H87V258H88ZM101 256H102V255H101ZM195 256H196V255H195ZM1 257H2V256H1ZM1 257H0V258H1ZM28 257H27V258H28ZM30 257H31V256H30ZM41 257H36V259H37V258L39 259V258H41ZM44 257H45V256H44ZM46 257H45V258H46ZM53 257H54V256H53ZM57 257H58V255H57ZM72 257L70 256V259H71ZM80 257H81V256H80ZM91 257H92V256H91ZM94 257H95V255H94ZM196 257H198V256H196ZM196 257H194L195 262H197L196 260L198 259V258L195 259ZM200 257H201V256H200ZM4 258H5V256L3 255V259H4ZM13 258H14V257H13ZM19 258H20V257H19ZM49 258H50V256H49ZM68 258H67V259H68ZM77 258H78V257H77ZM92 258H93V257H92ZM210 258H211V257H210ZM1 259H2V258H1ZM3 259H2V260H3ZM5 259L7 260V258H5ZM5 259H4V260H5ZM25 259H26V256H25ZM25 259H24V260H25ZM32 259L34 260L35 258L33 257ZM58 259H59V258H58ZM63 259H64V258H63ZM65 259H66V258H65ZM75 259H76V258H75ZM93 259H95V258H93ZM99 259H100V258H99ZM99 259H98V260H99ZM101 259H102V257H101ZM201 259H202V258H201ZM214 259H215V258H214ZM21 260H22V259H21ZM21 260H20V261H21ZM24 260H23V261H24ZM26 260H27V259H26ZM30 260H31V259H29V261H30ZM33 260H31L32 263H33ZM52 260H53V259H52ZM72 260H73V258H72ZM89 260L91 261L92 259L89 258ZM98 260H96V261L98 262ZM110 260H111V257L108 256V258H106V260H105V264H106V263L109 264V263H110ZM0 261H1V260H0ZM7 261H8V260H7ZM9 261H11V260H9ZM35 261H36V260H35ZM45 261H46V259H45ZM48 261H49V259H48ZM56 261H57V260H56ZM58 261H59V260H58ZM58 261H57V262H58ZM61 261H62L63 264L66 263V261L64 262L62 259H61ZM67 261H68V260H67ZM70 261H71V260H70ZM70 261H68V262L70 263ZM75 261H76V260H75ZM92 261H93V260H92ZM99 261H100V263H97V264H101V260H99ZM198 261H200V260H198ZM211 261H212V260H211ZM24 262H25V261H24ZM27 262H28V261H27ZM36 262H37V261H36ZM36 262H35L34 264H36ZM49 262H50V261H49ZM68 262H67V264H68ZM73 262H74V261H73ZM28 263H29V262H28ZM45 263H48V262L46 261ZM45 263H44V264H45ZM52 263L55 264V262H52ZM71 263H72V262H71ZM74 263H75V262H74ZM94 263H95V262H94ZM197 263H198V262H197ZM3 264H5V262H4ZM6 264H10V263L8 262V263H6ZM20 264H22V262H21ZM30 264H31V263H30ZM72 264H73V263H72ZM75 264H76V263H75ZM77 264H78V263H77ZM79 264H80V263H79ZM91 264H93V263H91Z\"/></svg>",
  "mask_w": 264,
  "mask_h": 264
},
{
  "label": "crops",
  "instance_id": "crops-1",
  "mask_svg": "<svg viewBox=\"0 0 264 264\" xmlns=\"http://www.w3.org/2000/svg\"><path fill=\"white\" fill-rule=\"evenodd\" d=\"M48 10V9H64V7H55V6H40L36 4H30L25 2V0H5L3 7L0 8V24L4 21L8 22L9 19L18 18V14L23 13V11L28 10ZM13 27V28H12ZM23 25L11 26L10 24L4 26L0 25V46L4 47L9 52H14L17 55H23L26 52L25 46L36 41H27L25 40ZM38 45H40L38 43ZM12 46V47H9ZM39 54V49L37 48ZM31 58V57H30ZM109 264H132L131 260L127 255L118 257L117 259L112 258Z\"/></svg>",
  "mask_w": 264,
  "mask_h": 264
}]
</instances>
